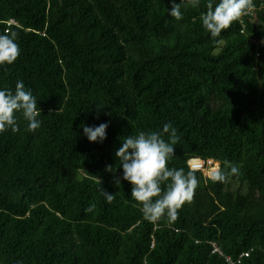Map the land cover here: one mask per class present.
<instances>
[{"label": "trees", "instance_id": "trees-1", "mask_svg": "<svg viewBox=\"0 0 264 264\" xmlns=\"http://www.w3.org/2000/svg\"><path fill=\"white\" fill-rule=\"evenodd\" d=\"M253 2L212 38L208 0L182 4L181 20L169 0H0V34L16 31L21 50L0 66V90L22 81L42 122L28 132L17 113L19 132L0 133V264H264V0ZM101 123L106 139L89 142L81 126ZM166 123L180 137L170 169L199 158L228 172L227 160L239 174L195 172L177 220L151 223L115 153Z\"/></svg>", "mask_w": 264, "mask_h": 264}, {"label": "clouds", "instance_id": "clouds-1", "mask_svg": "<svg viewBox=\"0 0 264 264\" xmlns=\"http://www.w3.org/2000/svg\"><path fill=\"white\" fill-rule=\"evenodd\" d=\"M171 7L169 15L176 20L182 19L181 5L193 7L200 0H169ZM207 11L202 13L200 19L204 29L212 38L219 37L221 32L231 27L234 22H242V18L255 10L253 0H219L213 6L208 0ZM18 33L6 29L0 34V66L13 64L20 55V47L16 42ZM17 113L27 122L26 131L35 132L41 127V109L38 101L30 90L25 89L22 81H17L15 91L5 88L0 90V133L11 129L13 133L19 132ZM83 133L89 142L103 143L106 139L107 123L98 126H84ZM168 139L165 140L164 136ZM180 137L177 130L170 124L163 125L162 132H139L135 137L128 136L123 140L122 146L115 155L122 166V179L131 185V198L141 205L143 218L156 223L166 217L169 223L177 220L179 210L185 203H191L199 181L195 172L184 168H169L168 162L174 157V148ZM224 166L230 171L226 172L219 166L212 169L209 179L212 182H225L229 175H238L239 169L231 162L225 160ZM118 167V168H119ZM112 165L106 166L105 171L114 174V183L119 186L120 178L115 176L118 169ZM100 182V181H99ZM165 185V187H162ZM102 195L108 203L115 196L101 189ZM95 205L91 204L85 209L92 212Z\"/></svg>", "mask_w": 264, "mask_h": 264}, {"label": "built area", "instance_id": "built-area-1", "mask_svg": "<svg viewBox=\"0 0 264 264\" xmlns=\"http://www.w3.org/2000/svg\"><path fill=\"white\" fill-rule=\"evenodd\" d=\"M218 165L212 161H202L199 158H191L187 161V167L189 170L194 172L202 173L206 178L209 179V173L212 169L216 168ZM212 252L220 254V251L217 247L211 244ZM225 262L231 264L228 258H225Z\"/></svg>", "mask_w": 264, "mask_h": 264}]
</instances>
